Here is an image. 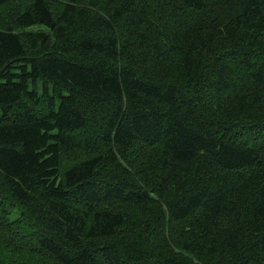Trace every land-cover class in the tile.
Listing matches in <instances>:
<instances>
[{
	"label": "trees",
	"instance_id": "obj_1",
	"mask_svg": "<svg viewBox=\"0 0 264 264\" xmlns=\"http://www.w3.org/2000/svg\"><path fill=\"white\" fill-rule=\"evenodd\" d=\"M0 264H264V0H0Z\"/></svg>",
	"mask_w": 264,
	"mask_h": 264
},
{
	"label": "rangeland",
	"instance_id": "obj_2",
	"mask_svg": "<svg viewBox=\"0 0 264 264\" xmlns=\"http://www.w3.org/2000/svg\"><path fill=\"white\" fill-rule=\"evenodd\" d=\"M15 214H17V213H15ZM15 217H16V215L13 216V218H15Z\"/></svg>",
	"mask_w": 264,
	"mask_h": 264
}]
</instances>
